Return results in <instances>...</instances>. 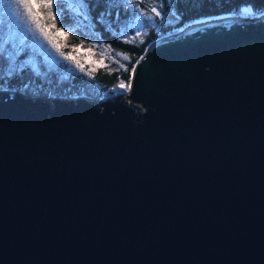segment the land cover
I'll return each instance as SVG.
<instances>
[{"label":"water","instance_id":"95a60500","mask_svg":"<svg viewBox=\"0 0 264 264\" xmlns=\"http://www.w3.org/2000/svg\"><path fill=\"white\" fill-rule=\"evenodd\" d=\"M239 18L153 40L123 96L0 91V264H264V14Z\"/></svg>","mask_w":264,"mask_h":264},{"label":"rangeland","instance_id":"374dc122","mask_svg":"<svg viewBox=\"0 0 264 264\" xmlns=\"http://www.w3.org/2000/svg\"><path fill=\"white\" fill-rule=\"evenodd\" d=\"M160 1L120 0L127 7L128 19L115 16L113 20L105 17L100 21L117 39L136 44L149 30L156 31V38L178 33L184 26L172 29L178 19L173 0ZM234 14L252 18L264 13L241 9ZM163 28L171 30L159 32ZM127 59L96 31L84 0H52L51 7L48 0H0V91L14 88L21 94H38L46 99L90 96L101 101L123 96L129 85L122 80L101 93L93 75L100 69L121 72ZM75 75L83 77L84 89L66 88ZM9 77L28 82L10 87L7 85L15 83L12 79L2 82ZM121 84L125 87L121 88Z\"/></svg>","mask_w":264,"mask_h":264},{"label":"trees","instance_id":"16d2710c","mask_svg":"<svg viewBox=\"0 0 264 264\" xmlns=\"http://www.w3.org/2000/svg\"><path fill=\"white\" fill-rule=\"evenodd\" d=\"M88 8L89 18L92 23H95V29L103 38V40L115 50H118L123 55L127 56L126 68L121 72L118 71H105L103 69L97 70L94 73V79L101 87V93L108 92L113 86H115L120 80L124 84L130 85L132 70L144 53L148 45L156 39V31L149 30L143 37V39L136 43H130L117 39L106 28L105 24L100 20H104L108 17L109 20H113L115 16L118 18L126 19L127 7L123 5L120 0H84ZM164 0L160 1L163 3ZM114 3H118V6H114ZM176 13L178 14L177 22L172 29H178L185 26L187 23L194 19L201 17L216 16L222 14L236 13L241 9H248L250 12L260 14L264 13V0H173ZM109 13V14H108ZM256 14V15H257ZM128 19V18H127ZM171 29L163 28L159 32L165 33ZM10 78V79H9ZM4 79L13 80L15 83L7 86L19 87L22 86L24 80L18 79V77H9ZM19 82V83H18ZM7 83V82H6ZM72 86L74 90L84 89L83 77L75 75L71 81L67 83L66 88ZM99 93V92H97Z\"/></svg>","mask_w":264,"mask_h":264},{"label":"bare ground","instance_id":"6f19581e","mask_svg":"<svg viewBox=\"0 0 264 264\" xmlns=\"http://www.w3.org/2000/svg\"><path fill=\"white\" fill-rule=\"evenodd\" d=\"M233 15H231V13H229V14L217 15V16H212V17L208 16L206 18L198 19V20L187 23L185 28H187V26H190V25H193L196 23H200V22H204V21H208V20H214V19H220V18H229V19H236L237 18L238 19L237 15H235V16H233ZM239 19H241V18H239Z\"/></svg>","mask_w":264,"mask_h":264},{"label":"snow or ice","instance_id":"6c2138e0","mask_svg":"<svg viewBox=\"0 0 264 264\" xmlns=\"http://www.w3.org/2000/svg\"><path fill=\"white\" fill-rule=\"evenodd\" d=\"M21 2H22V0H21ZM51 3H52V0H48V6H49V7H51ZM26 7H27V5H26ZM29 12H31V8H30V7H29ZM53 19H54V18H53ZM39 27H40V25L37 24V28H39ZM120 87H121V88H124L125 85H124V84H121ZM129 87H130V85H129Z\"/></svg>","mask_w":264,"mask_h":264},{"label":"clouds","instance_id":"9594fccd","mask_svg":"<svg viewBox=\"0 0 264 264\" xmlns=\"http://www.w3.org/2000/svg\"><path fill=\"white\" fill-rule=\"evenodd\" d=\"M90 97V96H89ZM93 98V97H92Z\"/></svg>","mask_w":264,"mask_h":264},{"label":"built area","instance_id":"2783aa9c","mask_svg":"<svg viewBox=\"0 0 264 264\" xmlns=\"http://www.w3.org/2000/svg\"><path fill=\"white\" fill-rule=\"evenodd\" d=\"M98 102V101H97Z\"/></svg>","mask_w":264,"mask_h":264}]
</instances>
